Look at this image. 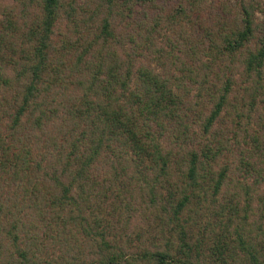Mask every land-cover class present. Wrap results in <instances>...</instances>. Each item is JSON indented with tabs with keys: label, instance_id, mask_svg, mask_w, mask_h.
I'll list each match as a JSON object with an SVG mask.
<instances>
[{
	"label": "trees",
	"instance_id": "trees-1",
	"mask_svg": "<svg viewBox=\"0 0 264 264\" xmlns=\"http://www.w3.org/2000/svg\"><path fill=\"white\" fill-rule=\"evenodd\" d=\"M17 1L22 5L21 21L12 18L11 11L0 18V186L25 179L37 193L43 181L42 201L47 209L40 213L39 228L56 229L49 238L62 253L38 261L40 243L32 237L31 253L19 249L20 257L34 264H264V167L257 168V163L240 154L237 168L247 167L252 183H246L245 177L237 179L229 188L233 190L224 192L229 196L223 194V203L217 196L230 183L233 171L220 157L226 138L210 129L228 102L230 80L221 89L213 88L212 108L202 117L201 111L193 112L199 101L188 98L179 75L138 66L133 53L123 51L122 57L108 48L107 40L113 37L110 20L103 19L94 38L75 35L74 40L68 37L56 45L54 28L62 14V0ZM35 1L40 13L31 16L28 8ZM211 1L187 3L201 7ZM256 8L242 4L240 20L219 34L220 43L214 48L228 57L239 54L245 72L258 81L264 68V26L255 22ZM187 11L178 8L179 14ZM159 17L156 12L147 24L144 42L156 44L153 33L161 28ZM97 40L101 42L95 47ZM211 63H203L206 70ZM186 70L191 77L193 69ZM199 122L205 137L191 128ZM27 128L29 134L22 139ZM44 128H48L46 142L40 149L36 145L43 132L38 135L35 130ZM106 157L113 170L131 169L139 192L147 191L145 204L160 220L150 246L132 250L106 239L99 230L95 215L99 206L90 196L96 195L92 192L100 179L90 171ZM237 186L244 190L242 200ZM105 192L101 187L99 195L105 197ZM207 198L218 202L221 215L203 224L199 218ZM256 200L263 213L248 222L247 207L250 210L249 203ZM198 224L202 232L200 226L194 229ZM75 227L83 235H94L90 250L73 249L80 247L66 237L74 240ZM66 228L69 234L64 237Z\"/></svg>",
	"mask_w": 264,
	"mask_h": 264
},
{
	"label": "rangeland",
	"instance_id": "rangeland-1",
	"mask_svg": "<svg viewBox=\"0 0 264 264\" xmlns=\"http://www.w3.org/2000/svg\"><path fill=\"white\" fill-rule=\"evenodd\" d=\"M244 3L257 7L253 17L260 28L264 26V0H213L201 7L192 4L189 6L187 0H153L152 3L141 4L136 0H62V14L56 23L53 36L56 45H60L61 40L68 37L74 40L75 35L94 38L100 33L103 19L110 20L113 37L107 40L108 48L115 49L122 57L123 51L133 53L136 55L134 59L138 66L154 67L165 75L172 73L179 75L183 87L189 92L188 98L192 103L199 101L198 105H193V112L197 114L196 111H201L202 117L212 108L210 93H213V88L221 89L228 78L230 80L228 102L210 129L214 135L222 132V137L226 138V149H223L224 153L220 157L223 158V162L228 161L230 172L233 171L231 184L223 186L217 195L222 203L224 192L233 190L229 188L232 184H237V179L245 177L246 183H252L253 178L248 174L249 169L246 172L247 167L237 168L240 154L257 163L259 165L257 168L264 167V68L262 78L257 81L254 74L248 76L245 72L244 65L239 61L241 57L239 54L228 57L216 52L214 48L220 43L219 34L234 28L235 23L240 20L239 8ZM69 5H72L71 8ZM181 7L188 8L186 15L178 13V8ZM21 9L22 5L17 0H0V18L3 17V13L11 11L12 18L21 21ZM28 9L31 16L40 13L36 1L32 2ZM156 12L161 17L158 26L161 28L153 33L156 44L152 41L144 42L145 35L149 34L147 24L149 25L150 20L156 16ZM172 17H175V20H172ZM101 40H97L95 47ZM145 44L147 49L143 48ZM250 45L251 43H248L247 46ZM216 55L219 56L218 59L213 60L212 57L215 58ZM209 62H212L211 66L206 70L203 63ZM186 67L193 69L191 77L187 76ZM191 128L198 137H205L200 122L193 124ZM47 130L48 128L38 132L35 130L38 135L43 132L42 140L36 146L46 142L43 137ZM27 132L29 129L22 139L25 135L28 136ZM258 133L262 135L259 136ZM62 139L64 142L65 139ZM55 141L60 142L61 139ZM46 146L48 147V144ZM54 147H50L52 153L55 152ZM40 149H43L42 146ZM38 151L39 149H36V152ZM107 158L98 159L90 171L96 179H100V184L97 183L98 187L95 185L96 190L92 192L96 195L90 196L93 205L99 206L95 207V215L100 220L99 230L104 231L106 239H113L122 246L127 244L132 250H137L143 245L150 246L152 237L159 231L157 227L160 220L156 212L148 209L145 204L147 191L144 189L139 192V183L130 177L132 173L129 167V171L119 166L113 170ZM1 174L3 175L2 172ZM115 178L118 181L114 182ZM25 181L23 179L22 182H12L5 188L0 186V264H29L30 261L26 263L18 251L26 249L31 253L34 241L32 237H36L40 243L38 246L40 249L36 250L38 261L62 254L60 248L52 244L49 238L53 232L56 234V227L50 232L48 230L44 232L39 228L42 225L40 213L47 209L42 201V189L43 193L45 192L41 186L43 181L39 184L41 188L37 193L32 190V183ZM44 181L45 184L48 183L46 179ZM101 187L107 189L105 197L103 194L99 195ZM237 192L238 198L242 200L245 196L244 190L237 186ZM204 201L203 215L199 221L206 224L216 220L221 213H218L220 205L216 200L215 203L210 202L208 198ZM249 204L247 221L251 222L258 219L263 211L257 200ZM242 213L240 211V215ZM262 227L264 228V224ZM198 228L202 232L201 224L194 227L196 231ZM74 229V240L66 237L72 245L80 247L73 249H82L83 246L85 251L90 250L88 244L92 242L94 235L89 237L83 235L81 229L76 227ZM65 230L67 232L64 237L69 234L68 229ZM162 241L161 239L160 242Z\"/></svg>",
	"mask_w": 264,
	"mask_h": 264
}]
</instances>
